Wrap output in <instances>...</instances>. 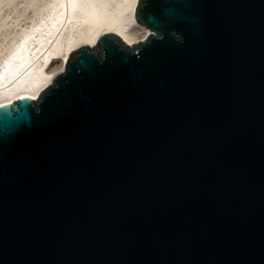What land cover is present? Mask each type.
<instances>
[{
    "label": "water",
    "instance_id": "1",
    "mask_svg": "<svg viewBox=\"0 0 264 264\" xmlns=\"http://www.w3.org/2000/svg\"><path fill=\"white\" fill-rule=\"evenodd\" d=\"M0 105V264H264V0H139Z\"/></svg>",
    "mask_w": 264,
    "mask_h": 264
},
{
    "label": "bare ground",
    "instance_id": "2",
    "mask_svg": "<svg viewBox=\"0 0 264 264\" xmlns=\"http://www.w3.org/2000/svg\"><path fill=\"white\" fill-rule=\"evenodd\" d=\"M138 1L0 0V15L6 8H21L22 16L31 14V21L0 49V105L22 96L38 98L65 69L75 49L94 46L106 31L117 33L130 45L144 40L150 32L135 19Z\"/></svg>",
    "mask_w": 264,
    "mask_h": 264
},
{
    "label": "rangeland",
    "instance_id": "3",
    "mask_svg": "<svg viewBox=\"0 0 264 264\" xmlns=\"http://www.w3.org/2000/svg\"><path fill=\"white\" fill-rule=\"evenodd\" d=\"M20 2H21V0H19ZM23 4V3H22ZM7 9V8H6ZM6 9H4L3 10V13H1L2 15H0V49L2 50L6 45L8 46L9 45V43H11L10 41L12 40V38H13V36L15 37V35H16V33L17 32H19V30L22 28V27H25L24 25L26 24H28L31 20H30V17L29 16H31V14L30 13H26L25 15H21V8H19V10L18 9H11L10 8V10H9V8H8V10H6ZM12 10V11H11ZM13 12H15V13H13ZM18 12V13H17ZM15 14V15H14ZM23 17L22 19H21V16ZM6 15H7V17H6ZM11 15V16H10ZM26 15H27V17H26ZM2 17H5V18H2ZM10 17V18H9ZM15 17V18H14ZM29 17V18H28ZM5 19V20H4ZM24 19H29V21L27 20V21H25ZM18 21L17 22V24H15L16 23V21ZM7 21V22H6ZM22 23V24H20V23ZM5 23V25H2V24H4ZM7 23V24H6ZM21 25H19V24ZM18 26V28H17V26ZM20 26V27H19ZM141 27H144V28H146V29H148L149 30V32H151V30L149 29V28H147V27H145V26H143V25H140ZM16 27V28H15ZM14 32H13V31ZM16 30V31H15ZM6 46V47H7ZM0 50V51H1ZM1 53V52H0ZM0 55H2V54H0ZM0 58H1V56H0Z\"/></svg>",
    "mask_w": 264,
    "mask_h": 264
}]
</instances>
